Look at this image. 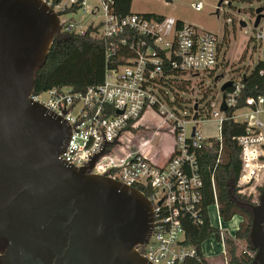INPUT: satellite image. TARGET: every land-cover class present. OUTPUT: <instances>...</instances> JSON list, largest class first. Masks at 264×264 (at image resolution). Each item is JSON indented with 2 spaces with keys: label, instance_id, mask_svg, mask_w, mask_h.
Segmentation results:
<instances>
[{
  "label": "built area",
  "instance_id": "built-area-1",
  "mask_svg": "<svg viewBox=\"0 0 264 264\" xmlns=\"http://www.w3.org/2000/svg\"><path fill=\"white\" fill-rule=\"evenodd\" d=\"M42 1L58 16L57 35L90 36L106 45L101 84L83 92L71 87L34 90L29 96L31 102L42 105L69 127L59 159L80 169L87 168L97 157L90 174L106 176L147 193L143 194L151 205L152 232L148 241L135 249L149 263L200 262L196 249L184 244L185 220L201 225L205 215L209 219L210 206L202 205L203 181L197 158L204 144L212 145L215 140L216 163L220 162L224 122L243 126L242 133L235 137L241 165L233 185L237 199L255 206L263 189L264 93L245 95V81L258 63L264 64V18L253 27L259 52L257 63L235 78L225 79V65L219 58L223 41L212 32L185 23L178 26L176 21L171 34L164 26V17L159 21L148 14H119L116 0ZM192 7L199 11L201 3ZM85 15L89 16L86 20ZM172 72L190 82L186 92L177 93L181 100L178 104L166 86L174 78ZM258 75L264 82V69L258 70ZM227 82L231 86L222 91ZM195 91L194 99L180 97ZM44 93L47 97L41 100ZM223 102L225 110H221ZM208 121L218 126L216 138H205L197 129ZM212 191L213 205L222 220L213 180ZM239 224L233 235L220 228L215 229L218 236L211 235L222 246L219 264H228L225 239H235ZM262 225L264 232V219ZM254 255L248 253L252 258Z\"/></svg>",
  "mask_w": 264,
  "mask_h": 264
},
{
  "label": "water",
  "instance_id": "water-1",
  "mask_svg": "<svg viewBox=\"0 0 264 264\" xmlns=\"http://www.w3.org/2000/svg\"><path fill=\"white\" fill-rule=\"evenodd\" d=\"M262 12L254 9V28ZM58 29L42 0H0V264H151L135 249L153 227L145 195L90 174L97 157L87 168L63 163L68 125L29 98ZM229 197L249 208L251 264H264V187L252 207L234 196L233 182Z\"/></svg>",
  "mask_w": 264,
  "mask_h": 264
},
{
  "label": "trees",
  "instance_id": "trees-1",
  "mask_svg": "<svg viewBox=\"0 0 264 264\" xmlns=\"http://www.w3.org/2000/svg\"><path fill=\"white\" fill-rule=\"evenodd\" d=\"M228 3L240 2L246 4L262 3L264 0H225ZM132 0H116V12L122 15L130 14V5ZM252 10V9H251ZM157 20H163V16L148 14ZM180 26L181 22H177ZM106 45L90 36L74 37L66 35H57L53 45L47 55L46 61L35 77V92H43L54 87H71L76 92H83L90 86H96L102 83L104 69L106 65ZM124 52V51H122ZM119 56V55H118ZM128 57V56H127ZM108 61V60H107ZM119 61L118 63H122ZM109 64V61L107 62ZM111 63V62H110ZM116 63V64H118ZM113 64V65H116ZM264 69L263 63H258L247 76L245 85L247 86L245 95H256L264 93V82L258 75V70ZM172 79L166 86L174 96V102L180 103L177 97L178 92H186L190 82L181 78V75L172 72ZM200 87V86H198ZM202 90V89H201ZM205 94L204 92H200ZM243 131V126L226 121L222 129L223 151L220 156V162L217 164V142L212 140V145L208 143L198 152V164L201 178L203 181V208L214 204L212 180L214 182L218 204L219 215L223 221H229L234 216H240L241 221L239 230L235 239L227 237L225 239V259L228 264H251L253 258L248 253L255 254L250 247L248 235L251 227V215L248 207H242L235 203L229 197V184L233 182L235 186L240 174L241 165L238 158L239 148L236 144L235 137ZM147 195V193L137 188ZM233 194L236 198L238 196ZM240 201L244 199H239ZM185 239L184 244L193 247L200 257V262H189L190 264H218L212 260L206 259L201 251V244L216 234L217 230L211 227L208 217L205 215L203 224L194 225L185 220ZM216 236H218L216 234ZM218 238V237H217ZM244 247V248H243ZM221 254L219 262L222 261Z\"/></svg>",
  "mask_w": 264,
  "mask_h": 264
},
{
  "label": "rangeland",
  "instance_id": "rangeland-1",
  "mask_svg": "<svg viewBox=\"0 0 264 264\" xmlns=\"http://www.w3.org/2000/svg\"><path fill=\"white\" fill-rule=\"evenodd\" d=\"M218 1L171 0V3H166L165 0H132L130 13L163 16L165 18L164 26L167 29L169 28L171 34L175 22L178 20L196 27L199 30L214 33L223 41L219 58L225 65L222 64L224 66V78L231 79L235 78L237 73L245 69L253 68L259 59L258 47L253 40L254 28L251 14H254L255 8L264 7V2L253 3L251 5L234 2L231 6H227V2H224L220 6L218 15H216ZM196 3H201V9L199 11L194 10L192 7V4ZM87 18L89 16L85 15L84 20ZM241 20L246 23V27L240 26L239 22ZM263 24L264 20L261 21V25ZM219 85L220 82L216 84V88ZM192 87L196 88V83H193ZM195 96L196 91L193 94L190 92L188 94H180L183 100L194 99ZM46 97L47 95L44 93L40 96V99L45 100ZM197 129L202 132L205 138H216L218 136V126L213 121L202 122L198 125ZM261 189H258L259 192ZM208 216L212 228H220L227 231L230 235L234 234L238 223L241 221V217L238 215L229 221L220 220L215 205L209 207ZM200 251L206 259L217 262L218 264L220 263L222 246L214 236L209 237L201 244Z\"/></svg>",
  "mask_w": 264,
  "mask_h": 264
},
{
  "label": "flooded vegetation",
  "instance_id": "flooded-vegetation-1",
  "mask_svg": "<svg viewBox=\"0 0 264 264\" xmlns=\"http://www.w3.org/2000/svg\"><path fill=\"white\" fill-rule=\"evenodd\" d=\"M252 15H253V16H252ZM251 17H252V20H253V19L255 18V14L252 13V14H251ZM252 20H251V21H252Z\"/></svg>",
  "mask_w": 264,
  "mask_h": 264
},
{
  "label": "crops",
  "instance_id": "crops-1",
  "mask_svg": "<svg viewBox=\"0 0 264 264\" xmlns=\"http://www.w3.org/2000/svg\"><path fill=\"white\" fill-rule=\"evenodd\" d=\"M156 15V14H155ZM179 22H181V23H184V22H182V21H180V20H178Z\"/></svg>",
  "mask_w": 264,
  "mask_h": 264
}]
</instances>
